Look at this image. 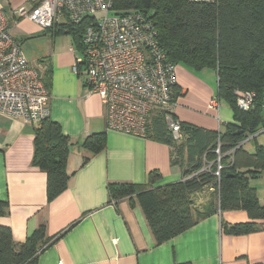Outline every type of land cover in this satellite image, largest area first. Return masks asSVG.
<instances>
[{"label":"crops","instance_id":"1","mask_svg":"<svg viewBox=\"0 0 264 264\" xmlns=\"http://www.w3.org/2000/svg\"><path fill=\"white\" fill-rule=\"evenodd\" d=\"M38 1L0 0V12L8 17L14 37L49 91V119L70 140V179L67 189L49 200L48 176L33 165L36 130L41 125L0 113V202L8 204L0 226L11 229L17 245L45 228L49 243L37 264H264V220L255 222L261 230L246 235H231L224 229L225 225L251 222L244 211L218 209L157 245L138 199L112 197V185L145 184L151 172H158L161 179L155 186H162L182 181L183 171L172 165L168 145L107 130L100 98L89 94L84 77L73 72L79 50L72 34L63 29L66 24L43 29L16 14L21 8L32 10ZM203 71L179 66L180 97L174 117L222 133L234 122V114L221 101L218 108L211 107L212 100H219L218 78L215 82ZM97 134L107 135V145L93 154L84 143ZM210 201V196L205 197L196 208L203 210Z\"/></svg>","mask_w":264,"mask_h":264},{"label":"trees","instance_id":"2","mask_svg":"<svg viewBox=\"0 0 264 264\" xmlns=\"http://www.w3.org/2000/svg\"><path fill=\"white\" fill-rule=\"evenodd\" d=\"M114 10L121 15L144 14L157 31L161 49L176 66L192 72L216 71L218 98L230 105L234 122L222 133L180 122L183 143H179L163 115L158 114L149 125L148 138L172 149V165L182 169L183 180L155 186L161 175L151 172L145 184L112 185V197L138 199L157 245L174 239L218 209L248 214L251 222L225 225L231 235L261 230L255 222L264 220V205L251 181L264 170V146L250 153L242 143L264 134V0H114ZM84 26L85 22L78 28L66 25L63 29L79 46ZM175 91L177 101L178 86ZM238 92L255 94L250 110L239 107ZM106 145V134L90 136L84 143L93 154L105 150ZM219 146L223 168L217 176ZM69 152L70 140L61 127L50 119L43 122L36 130L33 165L48 176L49 200L68 187ZM207 191L211 201L199 210L193 196ZM7 208V203L0 202V217L6 215ZM45 238V228L41 227L17 245L11 229L0 226V264H37L41 250L49 243Z\"/></svg>","mask_w":264,"mask_h":264},{"label":"built area","instance_id":"3","mask_svg":"<svg viewBox=\"0 0 264 264\" xmlns=\"http://www.w3.org/2000/svg\"><path fill=\"white\" fill-rule=\"evenodd\" d=\"M16 14L43 29L60 23L78 28L85 22L73 72L84 77L89 94L100 98L108 131L147 138L151 121L162 114L175 138H181L173 113L176 65L161 49L157 31L144 14H118L114 0H39L32 10L21 8ZM237 96L239 107L250 110L255 94ZM49 101L40 72L31 66L8 17L0 12V113L40 126L49 119ZM219 106L220 100H212L211 107ZM216 153L220 176V146Z\"/></svg>","mask_w":264,"mask_h":264},{"label":"rangeland","instance_id":"4","mask_svg":"<svg viewBox=\"0 0 264 264\" xmlns=\"http://www.w3.org/2000/svg\"><path fill=\"white\" fill-rule=\"evenodd\" d=\"M179 66H183V65L176 66V73H177V70L179 69ZM208 73L213 77L215 82H217L216 71L208 69L202 72V74L204 75ZM221 105L231 108L230 105L223 99L221 100ZM179 143H183V139H179ZM258 146H264V134H259L256 140L250 141L247 145L244 146V149L252 153L255 151L256 147ZM251 184L253 185V187L257 188L259 195L261 194L260 196L263 198L261 200V203L264 204V170L261 172L260 177L253 179L251 181ZM208 196L211 197V192L209 191H207L205 194H202V195H194L193 196L194 204L195 205L199 204V201L201 199H204L205 197H208Z\"/></svg>","mask_w":264,"mask_h":264}]
</instances>
